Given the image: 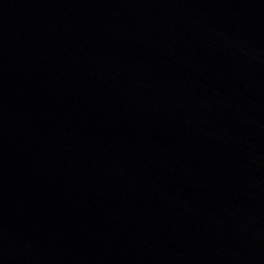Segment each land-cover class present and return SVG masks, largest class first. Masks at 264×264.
I'll list each match as a JSON object with an SVG mask.
<instances>
[{
	"label": "water",
	"instance_id": "water-1",
	"mask_svg": "<svg viewBox=\"0 0 264 264\" xmlns=\"http://www.w3.org/2000/svg\"><path fill=\"white\" fill-rule=\"evenodd\" d=\"M0 264H264V0H0Z\"/></svg>",
	"mask_w": 264,
	"mask_h": 264
}]
</instances>
